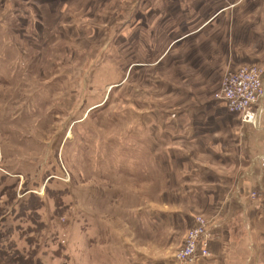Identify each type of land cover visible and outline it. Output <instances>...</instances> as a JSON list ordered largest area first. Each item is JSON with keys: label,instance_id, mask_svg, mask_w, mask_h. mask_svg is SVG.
<instances>
[{"label": "rangeland", "instance_id": "rangeland-1", "mask_svg": "<svg viewBox=\"0 0 264 264\" xmlns=\"http://www.w3.org/2000/svg\"><path fill=\"white\" fill-rule=\"evenodd\" d=\"M120 1L0 0V264L31 253L34 264H175L194 216L226 212V264H264V95L253 126L216 97L239 64L183 80L189 70L175 56L135 54L122 21L138 6ZM181 88L198 97L187 103ZM186 106L199 114L169 123L165 112ZM150 110L156 118L141 117ZM189 126L206 129L204 140L181 138ZM212 126L222 128L223 158L235 148V160L248 159L236 168L246 192L183 198L196 182L181 183L159 158L207 157Z\"/></svg>", "mask_w": 264, "mask_h": 264}, {"label": "crops", "instance_id": "crops-1", "mask_svg": "<svg viewBox=\"0 0 264 264\" xmlns=\"http://www.w3.org/2000/svg\"><path fill=\"white\" fill-rule=\"evenodd\" d=\"M51 1L55 4V1L62 0ZM147 1L150 2L146 3ZM127 2L132 4L133 8L138 6V10L132 9V14L128 13V16L122 21L124 25L125 23H131L132 25L134 53L137 54L143 48V51L147 49L151 54L155 53L164 57L175 56V60L180 59L178 63H181V67L179 69L187 68L189 70L186 76L181 73L183 80L194 76H201L206 79L211 77V72L219 69L221 65H223V68L232 66L229 65L230 63L239 64L240 66L264 57L259 47L262 43L260 35L264 24V0H146L145 2L144 0H129ZM148 5L149 8L146 10L144 6ZM152 6L155 8L153 9ZM140 7L142 9L144 7V9L141 10ZM124 25H122L123 31L120 34L117 30L118 36L124 35L126 31ZM144 32L148 33L147 42L143 40V38L146 39L143 36ZM254 47L258 48L254 49ZM172 66L176 67L177 65L173 63L168 65V67ZM185 90V88L184 90L181 88L180 91L177 89L175 96H180L181 93L185 92L186 95L188 94L187 103L194 102V99L198 97L193 94L196 90L193 92L192 90ZM178 92L179 94H177ZM181 96H184V94ZM206 101L204 102L206 103ZM201 104L196 105V107L201 109L203 107ZM190 108L192 107L186 106L184 110L178 113L165 112L168 113L165 114L166 119H170L169 123H172L177 115L182 114L188 118H193L199 114L198 111H193ZM146 113L148 114H142L141 117L145 118L147 116L149 119H154L157 117L158 112L150 110ZM207 116L214 119L212 114H207L204 118L206 119ZM181 130L183 132L180 133L181 138L188 141L196 138V142L203 141L204 135L207 133L206 129L193 126L182 127ZM221 130L220 126H212L210 134L214 143L212 145L209 142L208 147L201 146L203 151L200 150L201 148H197L196 144V148L184 145V139H181L186 150H200L206 152L207 157H205V154L202 158L196 155L195 158L190 157L186 162L181 158L175 159L178 158L177 156L181 157L182 154L173 155L171 158L167 155L159 158V162L165 168H179L176 172L181 177V183H185L189 178L196 182V187L183 190V198L201 197L203 195L207 199H212L217 196V194L215 195L217 189L221 192L226 189L225 194L233 191L232 194L226 196L229 200L234 196L239 198L240 193L243 195L246 192V189L244 190L242 186L247 185L246 183L250 179L247 180V177L239 175L236 168H240L246 162L248 163V159L245 161V159L240 158L239 162L235 160L233 158L236 155L234 154L235 148H231V150L229 148L232 154L222 157L221 149H225L226 145L216 141L217 139L220 140ZM165 131V135L168 137L169 133L166 128ZM180 149L184 150L181 147ZM249 162L251 163L250 159ZM251 164L248 166H251ZM165 175L164 181L167 184L175 181L172 178V172L170 175L169 172H166ZM223 178H225L224 181ZM178 181L176 180V182ZM240 182L242 183V189L239 188ZM234 186L236 189L238 188L235 191ZM220 191L217 193H220ZM166 193H169L168 190ZM217 197H220V195ZM227 214L229 213L226 212V215L218 216L211 222V228L214 229V233H212L214 236H211L210 244L212 255L196 258L188 264L227 263L230 248V240L226 236L228 230L225 226ZM149 262L156 264L157 259L155 258L154 261L149 260Z\"/></svg>", "mask_w": 264, "mask_h": 264}, {"label": "built area", "instance_id": "built-area-1", "mask_svg": "<svg viewBox=\"0 0 264 264\" xmlns=\"http://www.w3.org/2000/svg\"><path fill=\"white\" fill-rule=\"evenodd\" d=\"M264 62L242 64L226 72L217 99L225 107L240 114L242 122L258 126L264 95ZM211 221L203 215L194 216V224L185 234L184 240L175 251L177 264H188L196 258L211 255Z\"/></svg>", "mask_w": 264, "mask_h": 264}, {"label": "trees", "instance_id": "trees-1", "mask_svg": "<svg viewBox=\"0 0 264 264\" xmlns=\"http://www.w3.org/2000/svg\"><path fill=\"white\" fill-rule=\"evenodd\" d=\"M1 236V235H0ZM32 254V257L29 258V255L24 257L23 254H19L18 257L16 258H10L8 259V261L4 262V263H1V264H14L15 262H23L22 264H34L33 262H31L33 260V256L35 255L34 253H31ZM34 254V255H33ZM37 261V264H41L40 260L37 258L36 259ZM11 262V263H10Z\"/></svg>", "mask_w": 264, "mask_h": 264}]
</instances>
